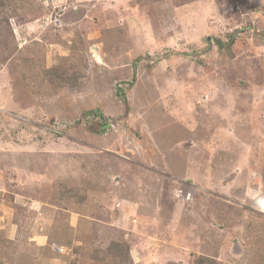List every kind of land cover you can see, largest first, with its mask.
Returning a JSON list of instances; mask_svg holds the SVG:
<instances>
[{
	"label": "rangeland",
	"instance_id": "374dc122",
	"mask_svg": "<svg viewBox=\"0 0 264 264\" xmlns=\"http://www.w3.org/2000/svg\"><path fill=\"white\" fill-rule=\"evenodd\" d=\"M263 196L264 0H0V264H264Z\"/></svg>",
	"mask_w": 264,
	"mask_h": 264
},
{
	"label": "trees",
	"instance_id": "16d2710c",
	"mask_svg": "<svg viewBox=\"0 0 264 264\" xmlns=\"http://www.w3.org/2000/svg\"><path fill=\"white\" fill-rule=\"evenodd\" d=\"M70 85V78L67 73V70L56 71V80L55 86H69ZM125 243L121 240H112L110 244L104 248L99 249L95 253V258L100 264H110L113 260L117 259V261H125L126 263H130L131 260L129 255H127V250L124 247ZM217 264H223L221 262H217Z\"/></svg>",
	"mask_w": 264,
	"mask_h": 264
},
{
	"label": "clouds",
	"instance_id": "9594fccd",
	"mask_svg": "<svg viewBox=\"0 0 264 264\" xmlns=\"http://www.w3.org/2000/svg\"><path fill=\"white\" fill-rule=\"evenodd\" d=\"M264 200V196L261 197V198H258L257 201H256V205H255V208L256 210H259L260 212H262L260 209H261V205L260 203H262V201ZM264 204V203H263ZM264 213V212H262Z\"/></svg>",
	"mask_w": 264,
	"mask_h": 264
},
{
	"label": "built area",
	"instance_id": "2783aa9c",
	"mask_svg": "<svg viewBox=\"0 0 264 264\" xmlns=\"http://www.w3.org/2000/svg\"><path fill=\"white\" fill-rule=\"evenodd\" d=\"M263 203H264V200L262 201V203H260V205H261V209H260V210H261L262 212H264V204H263Z\"/></svg>",
	"mask_w": 264,
	"mask_h": 264
},
{
	"label": "water",
	"instance_id": "95a60500",
	"mask_svg": "<svg viewBox=\"0 0 264 264\" xmlns=\"http://www.w3.org/2000/svg\"><path fill=\"white\" fill-rule=\"evenodd\" d=\"M99 59V58H98Z\"/></svg>",
	"mask_w": 264,
	"mask_h": 264
}]
</instances>
